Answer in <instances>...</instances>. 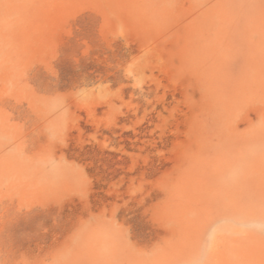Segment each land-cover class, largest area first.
I'll list each match as a JSON object with an SVG mask.
<instances>
[{"label":"rangeland","instance_id":"374dc122","mask_svg":"<svg viewBox=\"0 0 264 264\" xmlns=\"http://www.w3.org/2000/svg\"><path fill=\"white\" fill-rule=\"evenodd\" d=\"M0 264H264V0H0Z\"/></svg>","mask_w":264,"mask_h":264}]
</instances>
